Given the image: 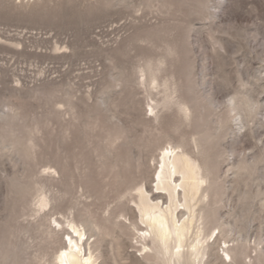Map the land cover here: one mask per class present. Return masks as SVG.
Listing matches in <instances>:
<instances>
[{"label": "rangeland", "instance_id": "374dc122", "mask_svg": "<svg viewBox=\"0 0 264 264\" xmlns=\"http://www.w3.org/2000/svg\"><path fill=\"white\" fill-rule=\"evenodd\" d=\"M168 142L210 264H264V0H0V264H56L67 219L99 264H159L135 201Z\"/></svg>", "mask_w": 264, "mask_h": 264}, {"label": "bare ground", "instance_id": "6f19581e", "mask_svg": "<svg viewBox=\"0 0 264 264\" xmlns=\"http://www.w3.org/2000/svg\"><path fill=\"white\" fill-rule=\"evenodd\" d=\"M151 80L153 84H157V77L153 72ZM151 111L154 112L155 107H151ZM153 178L158 194L150 198L149 191L144 188H138L137 194L134 193L139 222L144 227L136 224L140 240L138 243L144 242L143 249L139 251L148 255L155 250L154 258L159 264H210L209 251L218 236L210 243L214 235L205 233L202 222L204 218L197 216L196 212L197 206L208 197L205 189L207 176L200 161L183 146L168 142L159 156ZM165 194L168 196L166 203L162 201V195ZM38 204L41 208L45 207L42 201ZM55 224L65 231L64 222L55 219ZM66 225L73 234L66 232L68 240H64L56 264H99L94 247L89 244L92 237L87 238L86 232L75 219H67ZM53 232L56 233V229ZM225 244L228 242L225 241ZM223 252L233 260L229 248Z\"/></svg>", "mask_w": 264, "mask_h": 264}]
</instances>
